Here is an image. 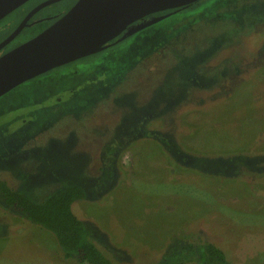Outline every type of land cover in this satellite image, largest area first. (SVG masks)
Segmentation results:
<instances>
[{"label": "rangeland", "instance_id": "1", "mask_svg": "<svg viewBox=\"0 0 264 264\" xmlns=\"http://www.w3.org/2000/svg\"><path fill=\"white\" fill-rule=\"evenodd\" d=\"M161 15L0 98V180L36 202L84 187L74 211L115 264H206V242L264 264V0ZM0 264L86 263L0 198Z\"/></svg>", "mask_w": 264, "mask_h": 264}, {"label": "water", "instance_id": "2", "mask_svg": "<svg viewBox=\"0 0 264 264\" xmlns=\"http://www.w3.org/2000/svg\"><path fill=\"white\" fill-rule=\"evenodd\" d=\"M29 0H0V21ZM60 0H48L34 9L20 27L2 44L13 40L29 19L42 8ZM200 0H79L52 26L37 37L0 57V96L21 83L56 67L105 50L119 36L126 39L165 19L155 16L184 8Z\"/></svg>", "mask_w": 264, "mask_h": 264}, {"label": "trees", "instance_id": "3", "mask_svg": "<svg viewBox=\"0 0 264 264\" xmlns=\"http://www.w3.org/2000/svg\"><path fill=\"white\" fill-rule=\"evenodd\" d=\"M187 7V6H186ZM175 9L162 13L171 14ZM87 190L78 185H64L43 202H36L0 180V198L12 210L50 233L67 259L86 264H115L91 239L90 230L74 211L78 201L86 199ZM202 261L206 264H227V252L212 242L203 244ZM188 247L173 248L156 264H181Z\"/></svg>", "mask_w": 264, "mask_h": 264}, {"label": "flooded vegetation", "instance_id": "4", "mask_svg": "<svg viewBox=\"0 0 264 264\" xmlns=\"http://www.w3.org/2000/svg\"><path fill=\"white\" fill-rule=\"evenodd\" d=\"M48 0H29L27 3H25L24 5H22L21 7H19L18 9H16L15 11H13L11 14H9L7 17H5L3 20L0 21V31L4 32L6 31V35L4 36V38L2 40H0V44H2L4 41H6L22 24V22L26 19V17L34 10L36 9L39 5H41L42 3L46 2ZM79 0H60L56 3H53L51 5H48L44 8H42L41 10H39L38 12H36L27 22L26 26L24 27V29L13 39L11 40L9 43H7L4 47H2L0 49V57L4 56L5 54L11 52L12 50L16 49L17 47L27 43L28 41L32 40L33 38L37 37L39 34H41L43 31H45L47 28H49L50 26H52L55 22H57L61 17H63L64 15H66L77 3ZM60 3H68L64 8V11H56L50 14H46L43 13L48 7L50 6H55L57 4ZM181 9V8H180ZM43 13V14H42ZM157 15H160V13H155L152 15H149L145 18H143L142 20L137 21L135 24H140L142 22H145ZM13 23V21L17 20L16 23L14 24V28H12L11 25H3V21H10ZM19 19V21H18ZM39 27V28H38ZM136 34V33H135ZM122 37L119 36L118 39H120ZM117 39V40H118ZM124 40V39H123ZM110 44H114V43H110ZM110 44H108L107 48L110 46ZM106 48V49H107ZM105 49V50H106ZM104 51V50H103ZM101 51V52H103ZM91 56V55H90ZM88 57V56H87ZM86 58V57H83ZM81 58V59H83ZM80 60V59H78ZM77 61V60H75ZM73 61V62H75ZM72 63V62H70ZM67 63V64H70ZM67 64H64L62 66H65ZM62 66L56 67V68H60ZM54 68V69H56ZM53 70V69H52ZM52 70H49L45 73H48ZM45 73H42L34 78H31L23 83H21L20 85L31 81ZM20 85H18L17 87H19ZM15 87V88H17ZM14 88V89H15ZM12 89V90H14ZM11 90V91H12ZM10 91V92H11ZM9 93V92H8ZM8 93L0 96V98L4 97L5 95H7Z\"/></svg>", "mask_w": 264, "mask_h": 264}]
</instances>
